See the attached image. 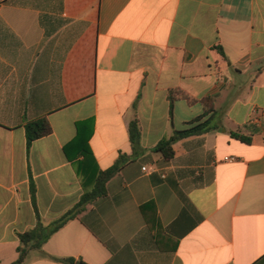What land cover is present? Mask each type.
<instances>
[{
	"label": "crops",
	"instance_id": "1",
	"mask_svg": "<svg viewBox=\"0 0 264 264\" xmlns=\"http://www.w3.org/2000/svg\"><path fill=\"white\" fill-rule=\"evenodd\" d=\"M117 162L25 264H264V0H0V264Z\"/></svg>",
	"mask_w": 264,
	"mask_h": 264
},
{
	"label": "trees",
	"instance_id": "2",
	"mask_svg": "<svg viewBox=\"0 0 264 264\" xmlns=\"http://www.w3.org/2000/svg\"><path fill=\"white\" fill-rule=\"evenodd\" d=\"M182 97L186 100L188 98L183 95L181 92H170L168 95L169 100L172 102L176 96ZM208 99H203L202 103L206 105ZM210 112V111H209ZM206 110V113L194 121L190 122V127L188 129L182 131H174L173 134L167 138L160 141L157 146L155 147V151L159 152L164 160H169L172 158L173 152L171 149V145L178 139L188 136L193 133L200 132L203 127L208 125V122L211 117L207 118L201 125H194L202 120L204 117L207 116L209 113ZM25 136H26V144L29 148L30 144L41 137L47 136L51 133V128L49 123L46 119H37L34 121L27 122L24 125ZM129 139L131 142L132 147H135L138 143L139 139V127L136 120L130 122L128 127ZM233 138H236L244 143L250 142V137L240 136L237 134H232ZM89 152V151H88ZM119 170V163H115L112 167L104 170L98 171L97 177L95 179L94 186L91 191L85 192L79 202L65 212L61 217L57 220L52 221L49 225L44 226L42 223L37 219L36 226L28 230L24 233L18 234L19 244L17 246V258L15 261L9 264H25L26 257L28 253L32 250H37L42 247V245L48 240V238L62 228L67 222L76 218L78 214L85 208L86 204L90 203L91 201L95 200L98 197H101L105 194V183ZM30 193L32 197V202L34 203V187L31 186ZM58 261L64 264H73V260L70 258L67 259H58Z\"/></svg>",
	"mask_w": 264,
	"mask_h": 264
},
{
	"label": "built area",
	"instance_id": "3",
	"mask_svg": "<svg viewBox=\"0 0 264 264\" xmlns=\"http://www.w3.org/2000/svg\"><path fill=\"white\" fill-rule=\"evenodd\" d=\"M224 160L227 161V162H233L234 158L229 157V158H225ZM143 170H145V168H143Z\"/></svg>",
	"mask_w": 264,
	"mask_h": 264
},
{
	"label": "water",
	"instance_id": "4",
	"mask_svg": "<svg viewBox=\"0 0 264 264\" xmlns=\"http://www.w3.org/2000/svg\"><path fill=\"white\" fill-rule=\"evenodd\" d=\"M77 264H80V263H77Z\"/></svg>",
	"mask_w": 264,
	"mask_h": 264
}]
</instances>
